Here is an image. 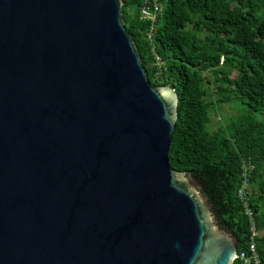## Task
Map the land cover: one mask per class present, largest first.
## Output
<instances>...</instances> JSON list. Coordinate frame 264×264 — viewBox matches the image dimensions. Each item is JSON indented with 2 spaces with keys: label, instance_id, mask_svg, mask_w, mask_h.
Listing matches in <instances>:
<instances>
[{
  "label": "water",
  "instance_id": "1",
  "mask_svg": "<svg viewBox=\"0 0 264 264\" xmlns=\"http://www.w3.org/2000/svg\"><path fill=\"white\" fill-rule=\"evenodd\" d=\"M120 0H0V264H232Z\"/></svg>",
  "mask_w": 264,
  "mask_h": 264
},
{
  "label": "trees",
  "instance_id": "2",
  "mask_svg": "<svg viewBox=\"0 0 264 264\" xmlns=\"http://www.w3.org/2000/svg\"><path fill=\"white\" fill-rule=\"evenodd\" d=\"M120 1L124 29L148 83L176 95L167 166L188 173L216 226L235 237V251L243 252L248 218L235 189L240 163L247 165L253 248L264 264V0H157L151 23L136 15L142 0ZM153 55L161 61L156 76ZM219 104L234 114L208 129V112Z\"/></svg>",
  "mask_w": 264,
  "mask_h": 264
},
{
  "label": "built area",
  "instance_id": "3",
  "mask_svg": "<svg viewBox=\"0 0 264 264\" xmlns=\"http://www.w3.org/2000/svg\"><path fill=\"white\" fill-rule=\"evenodd\" d=\"M159 12V3L157 0H142L141 4L136 9V15L138 19L147 20L150 23L154 20ZM151 33V26L145 32L146 39H149ZM151 65L154 66L156 76V69L161 65V61L155 56H152ZM240 180L238 186L235 189V197L241 205L242 214L248 218V231L249 235L245 242V251L235 252L234 259L239 260L242 264H259L254 252L252 238L255 236V231L252 225L251 213L248 208V168L244 163H240Z\"/></svg>",
  "mask_w": 264,
  "mask_h": 264
},
{
  "label": "rangeland",
  "instance_id": "4",
  "mask_svg": "<svg viewBox=\"0 0 264 264\" xmlns=\"http://www.w3.org/2000/svg\"><path fill=\"white\" fill-rule=\"evenodd\" d=\"M212 89V86L208 87ZM234 114V110L227 104H219L217 107L208 112V129H213L218 124H223L224 119Z\"/></svg>",
  "mask_w": 264,
  "mask_h": 264
}]
</instances>
